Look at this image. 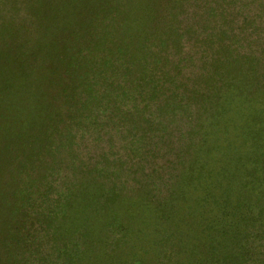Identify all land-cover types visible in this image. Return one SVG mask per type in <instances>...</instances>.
<instances>
[{
	"label": "rangeland",
	"instance_id": "rangeland-1",
	"mask_svg": "<svg viewBox=\"0 0 264 264\" xmlns=\"http://www.w3.org/2000/svg\"><path fill=\"white\" fill-rule=\"evenodd\" d=\"M117 1L0 0V85L4 78L12 85L0 90V264H210L227 262L238 247L245 249L243 264H264L261 221L250 227L240 221L262 206L264 172L246 178L236 161L248 148L236 106L226 104L218 119L206 105L175 114L143 109L140 97L136 115L124 113L128 103L119 112L102 102L91 112L75 111L80 100L68 98L76 83L67 62L95 46L94 34L117 17L100 8ZM154 1L160 15L167 0ZM209 1L227 17V0ZM190 13L200 17L202 7L180 17ZM85 17L95 18L96 30ZM199 57L200 50L179 64L178 79L187 83ZM191 145L203 167L195 187H186L180 177ZM227 187L240 209L218 220L211 238L201 239L206 246L192 248L189 258L181 244L192 243L203 215L178 201L181 191L205 198L214 215L223 201L227 206Z\"/></svg>",
	"mask_w": 264,
	"mask_h": 264
},
{
	"label": "trees",
	"instance_id": "trees-1",
	"mask_svg": "<svg viewBox=\"0 0 264 264\" xmlns=\"http://www.w3.org/2000/svg\"><path fill=\"white\" fill-rule=\"evenodd\" d=\"M193 1L167 0L160 15L153 9L154 0H118L101 7V12L113 10L117 17L103 25L100 33L94 34L96 47L69 58L68 73L73 69L71 79L76 85L69 90L68 98L79 97L80 102L74 104L75 111L83 114L91 112L101 102L112 106L116 112L128 103L124 113L140 114L142 110L137 102L140 97L143 109L154 107L161 114L188 113L192 105H206L204 110H211L213 119L225 112L226 104L227 109L232 104L244 118V137L248 144L247 150L239 154L236 161L244 168V177L255 178L256 172H264V0H227V17L218 1L214 2L216 7L211 6L209 0ZM193 6L202 7L203 15L196 17L190 13V16L180 17ZM94 20L85 17L82 21L86 27L95 29ZM198 50L202 57H199L200 65L184 83L183 78L178 79L179 64L194 57ZM168 64L171 65L169 69ZM11 87L9 79L4 78L1 92L9 91ZM161 96L164 97L161 99ZM50 114L54 115L49 111ZM47 122L48 117H45L42 126ZM194 129L188 132L191 136L195 134ZM69 138L70 142L71 136ZM196 151L194 145L185 151L188 161L182 166L184 172L180 179L185 181L186 187H195L194 181H199L198 169L203 167L196 166ZM230 182L232 180L227 186ZM247 184L253 185L252 180L240 185V190ZM261 188L257 201L262 206L256 214L252 207L247 209L249 212L240 219L247 224L245 227L261 221L264 228V185ZM231 194L227 187V206L223 207V201L218 207L220 211L212 215L205 198L181 191L178 201L193 204L203 215L196 223L201 225L192 243L184 239L181 244L189 258L195 253L194 248L206 246L201 239L211 238L219 226L218 220L226 216L228 219L240 209V202H229ZM206 195L214 199L211 191ZM238 235L235 232V239ZM171 236L172 233L162 235L158 241ZM213 254L217 256V253ZM244 256L245 249L238 247L228 252L227 262L223 257L216 261L211 259L210 264H243Z\"/></svg>",
	"mask_w": 264,
	"mask_h": 264
}]
</instances>
